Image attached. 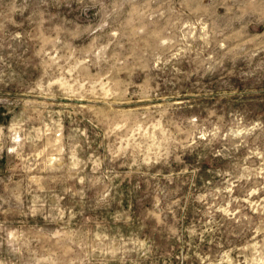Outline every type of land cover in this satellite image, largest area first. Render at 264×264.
<instances>
[{
    "label": "rangeland",
    "instance_id": "rangeland-1",
    "mask_svg": "<svg viewBox=\"0 0 264 264\" xmlns=\"http://www.w3.org/2000/svg\"><path fill=\"white\" fill-rule=\"evenodd\" d=\"M0 264H264V0H0Z\"/></svg>",
    "mask_w": 264,
    "mask_h": 264
}]
</instances>
